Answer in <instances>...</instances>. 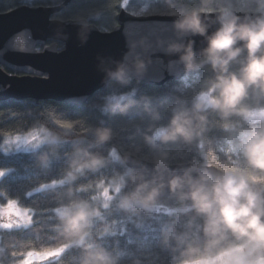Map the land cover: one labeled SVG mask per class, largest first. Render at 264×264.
I'll return each mask as SVG.
<instances>
[{
	"label": "clouds",
	"instance_id": "clouds-1",
	"mask_svg": "<svg viewBox=\"0 0 264 264\" xmlns=\"http://www.w3.org/2000/svg\"><path fill=\"white\" fill-rule=\"evenodd\" d=\"M172 7L178 37L201 36L207 46L199 56L193 41L172 43L168 51L179 54L178 62L185 72L208 67L212 76L191 104L178 102L169 123L155 129L146 142L195 144L201 158L173 170L163 154L152 174L129 169L114 182L117 193L126 179L134 184L131 191L119 196L118 207L151 214L166 192L178 202L180 213L162 233L173 264H264V0H195V6L185 3ZM125 71L121 66L116 75L122 77ZM127 99L110 98V109L122 110ZM213 128H220L225 137L209 139ZM4 136L6 144L26 140L11 133ZM95 136L103 143L111 132L98 129ZM60 144L56 134L46 132L33 147L47 145L55 151ZM39 162L47 167L49 153L41 154ZM105 164L100 154L76 148L66 181L71 184ZM67 194L68 203L55 209L58 234L81 250L79 264H116L110 251L91 241V228L101 216L100 208L89 200L71 199V187ZM0 221V229L30 225L31 210L10 200L0 205ZM59 247L67 249V245ZM64 253L29 244L12 255L15 264H49Z\"/></svg>",
	"mask_w": 264,
	"mask_h": 264
},
{
	"label": "trees",
	"instance_id": "trees-1",
	"mask_svg": "<svg viewBox=\"0 0 264 264\" xmlns=\"http://www.w3.org/2000/svg\"><path fill=\"white\" fill-rule=\"evenodd\" d=\"M66 0H0V14L20 6H58ZM125 0H73L52 18L63 21L85 19L101 31L110 32L118 26L117 16L124 8ZM187 3L195 6V0H128V8L145 9L141 15H173V5L179 8ZM138 14V13H136ZM63 48L62 46H60ZM212 76L208 67L187 73L183 79L170 81L162 86H150L137 80L111 82L104 90L96 92L82 106H72L55 101L25 100L0 102V204L15 201L20 208L30 209L32 223L22 229L0 230V264H15L12 252L32 244L59 250L67 245L62 257L49 264H79L81 250L72 247L70 241L56 230L58 221L55 209L68 203L69 187L74 189L71 199H85L100 208L91 228V241L110 251L116 264H173V254L163 243V229L180 213V205L167 192L157 209L151 213L127 212L118 207L119 196L133 189L126 183L117 193L118 182L130 169L122 160L132 154L149 162L167 154L169 164H186L199 160L197 145L184 143L149 144L146 137L155 129L166 126L172 109L178 102L191 104L201 91L206 79ZM126 96L127 107L110 109L112 97ZM98 129L111 132L108 141L97 142ZM37 130L56 134L61 144L55 151L47 145L37 150L3 153L1 146L5 133L25 135ZM225 133L213 128L208 133L211 140H222ZM88 148L106 160L97 171H87L69 184L66 173L76 148ZM48 152L47 167L39 162L41 154ZM103 194V195H102Z\"/></svg>",
	"mask_w": 264,
	"mask_h": 264
},
{
	"label": "water",
	"instance_id": "water-1",
	"mask_svg": "<svg viewBox=\"0 0 264 264\" xmlns=\"http://www.w3.org/2000/svg\"><path fill=\"white\" fill-rule=\"evenodd\" d=\"M71 2L23 5L0 14V102L30 99L82 106L111 82L133 79L162 86L187 74L178 62L179 54L168 51L172 43L193 41L198 56L207 46L201 36L179 38L175 15L137 16L123 8L118 26L110 32L85 19L52 18ZM214 30L215 26L209 32ZM57 45L63 49L58 51ZM39 46L46 48L38 51ZM121 66L126 70L122 77L116 75ZM1 67L22 76H11ZM122 160L136 171L152 174L156 169V162L132 154L123 155ZM188 164L169 166L179 170Z\"/></svg>",
	"mask_w": 264,
	"mask_h": 264
},
{
	"label": "rangeland",
	"instance_id": "rangeland-1",
	"mask_svg": "<svg viewBox=\"0 0 264 264\" xmlns=\"http://www.w3.org/2000/svg\"><path fill=\"white\" fill-rule=\"evenodd\" d=\"M124 8L127 9L129 12H131L133 15H137V16H144V15H141V14L145 13V9H142V10L140 9V11H134V10L129 9L128 8V0H125ZM136 13H138V14H136ZM33 132H35L36 135L29 136L28 135L29 133L25 134V135H20L22 138L26 137V140L24 142L23 141H15L13 143L6 144L5 140H4V142H3L2 146H1V151L3 153L10 154V153L19 152V151H33V150H37L38 148H34L33 145L39 144L40 140L42 139L43 134L48 132V131H46V130H44V131L37 130V131H33ZM30 133H32V132H30ZM1 175L2 174H0V178L2 177ZM0 205H3V204H0ZM4 205H6V204H4ZM0 222H2V221H0ZM30 225L21 224V225H19L17 227H14L12 229H0V230L22 229V228H26V227H28ZM63 250H64V248H60L59 250H56V251L61 252Z\"/></svg>",
	"mask_w": 264,
	"mask_h": 264
},
{
	"label": "flooded vegetation",
	"instance_id": "flooded-vegetation-1",
	"mask_svg": "<svg viewBox=\"0 0 264 264\" xmlns=\"http://www.w3.org/2000/svg\"><path fill=\"white\" fill-rule=\"evenodd\" d=\"M49 45H51V44H47L46 46H49ZM57 46H58V51L63 49V48L60 47V46L63 47V45H57ZM45 48H46V47H41V46H39L37 50H38V51H43ZM1 68H2L7 74H9V75H11V76H15V75H17V76H22V75H20V74L13 73V72L9 71V70L6 69L5 67H1ZM45 77H46V75H45Z\"/></svg>",
	"mask_w": 264,
	"mask_h": 264
}]
</instances>
